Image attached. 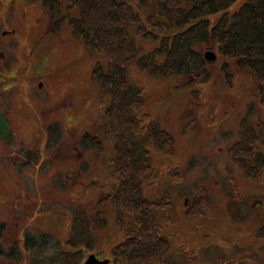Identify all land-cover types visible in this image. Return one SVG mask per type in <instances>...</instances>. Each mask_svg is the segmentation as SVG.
<instances>
[{
    "label": "rangeland",
    "instance_id": "1",
    "mask_svg": "<svg viewBox=\"0 0 264 264\" xmlns=\"http://www.w3.org/2000/svg\"><path fill=\"white\" fill-rule=\"evenodd\" d=\"M122 1L140 15L139 22L128 29L129 49L116 57L126 67L129 83L142 88L145 96L144 108L135 115L138 122L128 127L149 151L147 168L140 178V197L147 201L142 204L144 212L117 197L123 185L115 174V140L107 124L110 97L91 79L95 61L84 41L74 38L65 23L56 29L57 18H51L39 1L0 0V60L6 61L5 66L15 63L21 77L27 68V76L42 74L39 81L48 80V90L43 91L56 103L54 108L63 109L53 111V119L66 137L62 148L53 146L52 172L59 171L58 164L60 171L70 176L66 179L60 174L57 179L54 174L53 181L59 185H49L53 196L50 207H65L69 212L64 221L51 226L47 223V230L54 236L51 244L39 252L23 250L16 263L36 264L38 260L39 264H49L46 259L50 260L57 250L75 251L68 237L73 213L78 209L94 224L97 239L94 249L84 250L80 264L94 252L113 258L114 251H120L128 237L150 243L154 236L164 238L156 252L169 264H264V171L253 177L250 171H242L235 157L236 143L246 129L243 118L251 123L254 133L264 130V86L252 73L236 68L232 60L217 51V59L207 68L211 74L206 83L185 85L181 77L161 80L149 76L138 67L137 59L158 45L144 36L152 29L148 20L151 0L141 10L136 5L138 0ZM244 1L238 0L237 6ZM71 16H78L77 12L74 10ZM98 58L107 68L109 59L104 54ZM223 63L229 67L226 73ZM8 70L6 75L10 74ZM228 73L230 78L226 77ZM18 82L12 92L23 99L31 96L37 102L40 95L35 91L36 83L22 78ZM152 128L159 139L171 141L170 149L169 144L162 143L164 149L160 150L150 142L154 138L150 135ZM86 134L95 135L102 146L94 149L81 145V137ZM255 143L264 151V132L257 135ZM75 145L80 152L75 151ZM14 171L11 162L4 165L0 161V184L12 188L16 197L20 191L12 180ZM60 196L63 199L58 200ZM235 196L243 209L237 220L231 216L235 210L228 206ZM141 212L146 221L143 218L140 223ZM22 231L20 227L19 235ZM157 258L152 254L143 263L155 264Z\"/></svg>",
    "mask_w": 264,
    "mask_h": 264
},
{
    "label": "trees",
    "instance_id": "2",
    "mask_svg": "<svg viewBox=\"0 0 264 264\" xmlns=\"http://www.w3.org/2000/svg\"><path fill=\"white\" fill-rule=\"evenodd\" d=\"M27 1H39L51 18H57V21H54L56 29L63 23L67 24L73 37L82 39L94 57L91 79L110 97V104L106 108L107 124L109 133L115 140V174L118 173L117 177L123 185L117 197H122L126 200L125 203L130 202L144 212L142 204L147 201L140 197V178L141 171L147 168L149 151L141 140L128 131V127L130 129V125L138 122L135 115L144 108L145 96L142 88L129 83L126 67L121 65V59L116 57L129 49L128 40L126 41L129 39L128 29L132 24L139 22L140 15L127 8L128 3L122 0ZM237 4L238 0H151L152 14L148 20L151 21L152 29L144 36L157 41L158 45L149 53L138 57V67L149 76L161 80L177 76L185 79V85L206 83L211 73L207 70L210 62L206 60L205 53L217 51L221 57L232 60L236 68L252 73L264 86V0H245L238 6ZM136 5L138 10L145 9L149 0H138ZM74 10L78 16H71ZM101 54L109 59L107 68L98 58ZM160 57L162 59L158 60ZM222 68L223 73L229 70L226 63H223ZM226 77L230 78V73L226 74ZM261 101L264 104V99ZM252 109L253 105L250 106V111ZM242 124L246 129L236 147L238 153H244L246 156L241 158L236 153L235 157L242 171H250V175L255 177L259 171H264V151L255 146L257 135L263 132L261 129L260 133H254L251 124L244 118ZM151 133L154 138L150 142L158 149L163 150V144H169L168 149L171 148V141L166 138L159 139L158 132L153 128L150 135ZM81 145L94 149L102 146L101 141L91 134H86L85 138L81 137ZM237 199L235 196L228 203L229 209L235 210L231 212V216L236 220L241 219L243 211ZM115 204L117 205L116 202ZM73 215V228L68 237V244L75 251L57 250L50 260L46 259L49 264H80L84 250L89 251L95 247L97 239L90 218L85 212L78 218L76 210ZM143 218L146 221L144 214L138 221L141 223ZM102 224L105 225V220ZM152 238L153 240L147 243L140 237H128L121 243V250L114 251L113 258H109V264H116L117 261L118 264H144L143 261L152 254L158 256L155 264H169L161 261L160 254L157 255L156 252L160 240L165 241L164 238ZM48 245L50 243L32 242L26 244V252H34L35 248L42 250ZM18 253L14 251L15 262L20 261L21 252ZM36 264H39L38 260Z\"/></svg>",
    "mask_w": 264,
    "mask_h": 264
},
{
    "label": "flooded vegetation",
    "instance_id": "3",
    "mask_svg": "<svg viewBox=\"0 0 264 264\" xmlns=\"http://www.w3.org/2000/svg\"><path fill=\"white\" fill-rule=\"evenodd\" d=\"M2 33L5 36L8 32ZM5 63V60H0V114L9 130L6 135L2 133L4 138H0V161L4 165L7 161L12 163L15 168V179L12 180L20 192L14 197L12 188H3L0 184L3 188V191L0 190V264H17L13 259L14 251L26 252V244L32 242L51 244L54 236L50 234L51 230H47V223L51 226L53 222L64 221L63 217L69 212L65 207H50L53 196L50 195L49 185L52 188L53 185H59L53 181L54 174L57 179L60 174L66 179L70 176L67 173L64 175V171H60L62 167L58 164L56 167L59 171L52 172L53 146L62 148L66 137L61 126L60 129L57 125L58 122L55 123L56 119H53V111L63 112V109L54 108L56 103L53 104L49 93L43 91L48 90V80L39 81L42 74L27 76V68L22 71L21 77L20 69H16L15 63L12 66H5ZM7 70L9 75H6ZM20 78L25 79L27 83H36L35 91L42 96H38L37 102H34L31 96L24 97V101L23 97H18V93L12 92L19 84ZM54 124L56 125L53 129ZM74 148L77 153L80 152L77 145ZM59 160L61 162V159ZM79 170L80 167L76 169L77 174ZM71 171L74 172L73 169ZM61 198L63 199L60 196L58 200ZM76 211L77 217L80 212L83 213L78 209ZM15 225L17 228L13 229ZM44 226L46 228L43 229ZM20 227L23 228L21 235ZM34 252L39 251L35 248ZM94 254L101 260L107 259L99 253Z\"/></svg>",
    "mask_w": 264,
    "mask_h": 264
},
{
    "label": "water",
    "instance_id": "4",
    "mask_svg": "<svg viewBox=\"0 0 264 264\" xmlns=\"http://www.w3.org/2000/svg\"><path fill=\"white\" fill-rule=\"evenodd\" d=\"M205 58L208 62H213L217 59L216 53L213 51H208L205 53ZM9 128L5 125L4 122V117L0 114V138H4V135L8 133ZM4 132V135L2 133ZM110 260L104 259L101 260L99 259L95 254H91L88 256V258L85 260L83 264H109ZM159 264H164V263H159Z\"/></svg>",
    "mask_w": 264,
    "mask_h": 264
}]
</instances>
